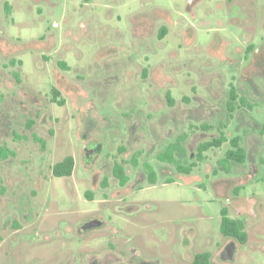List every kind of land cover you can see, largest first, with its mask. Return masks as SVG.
Segmentation results:
<instances>
[{
    "label": "rangeland",
    "instance_id": "1",
    "mask_svg": "<svg viewBox=\"0 0 264 264\" xmlns=\"http://www.w3.org/2000/svg\"><path fill=\"white\" fill-rule=\"evenodd\" d=\"M183 134L189 173L157 159ZM1 146L0 264H264V0H0Z\"/></svg>",
    "mask_w": 264,
    "mask_h": 264
},
{
    "label": "trees",
    "instance_id": "2",
    "mask_svg": "<svg viewBox=\"0 0 264 264\" xmlns=\"http://www.w3.org/2000/svg\"><path fill=\"white\" fill-rule=\"evenodd\" d=\"M7 5V4H6ZM8 6V5H7ZM58 92L53 90V101L58 103L59 105H63V101H57ZM237 100V94L235 92V88L233 86L230 87L229 90V100L227 103V108L229 111H233V103ZM241 103L244 104V98L241 99ZM201 130H210L211 126L202 125L200 127ZM186 134L179 136L173 144H170L163 152L158 154L157 159L161 162L174 164L176 166L177 171L189 173L194 166V164L189 165L188 167H182L178 164L177 160L174 159L173 154L176 152L182 153V149L180 147V142L185 140ZM40 143L41 140H37ZM228 140L222 131H219L218 136L212 138L209 141L203 142L199 144L196 152V157L198 160L203 159V153L212 148H220L224 143ZM43 144V142H42ZM230 148L225 152L224 158L222 159L223 165L229 162H235L239 164H243L246 161V153L241 145V137L235 136L229 141ZM120 152H123L124 149L120 148ZM141 153L139 151L135 152L130 161L133 166H136L138 163V158ZM7 152L5 147H0V159L6 158ZM74 166V159L71 156L66 157L62 161L53 165L51 171L52 175L56 178L61 177H69L72 175ZM145 169L147 171L148 182L151 185L156 183V174L152 167L148 164H145ZM229 170V169H228ZM113 176L118 180L120 186H125L128 182V176L126 175L125 168L122 162L114 161L113 163ZM220 232L223 236L236 240L240 244H244L247 241V234L244 230V223L240 219L230 218L228 212L225 208L221 209V221H220ZM194 264H208L209 255L207 253L198 254L194 258Z\"/></svg>",
    "mask_w": 264,
    "mask_h": 264
},
{
    "label": "water",
    "instance_id": "3",
    "mask_svg": "<svg viewBox=\"0 0 264 264\" xmlns=\"http://www.w3.org/2000/svg\"><path fill=\"white\" fill-rule=\"evenodd\" d=\"M235 244H229L220 254L222 261H232L235 255Z\"/></svg>",
    "mask_w": 264,
    "mask_h": 264
}]
</instances>
